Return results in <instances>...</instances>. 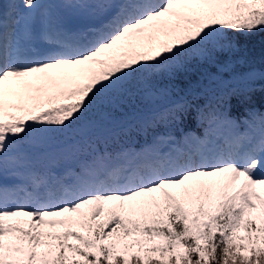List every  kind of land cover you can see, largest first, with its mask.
Here are the masks:
<instances>
[{"label": "snow or ice", "instance_id": "1", "mask_svg": "<svg viewBox=\"0 0 264 264\" xmlns=\"http://www.w3.org/2000/svg\"><path fill=\"white\" fill-rule=\"evenodd\" d=\"M261 33L264 0L0 3V264H264V113L197 107L179 139L115 114Z\"/></svg>", "mask_w": 264, "mask_h": 264}, {"label": "trees", "instance_id": "2", "mask_svg": "<svg viewBox=\"0 0 264 264\" xmlns=\"http://www.w3.org/2000/svg\"><path fill=\"white\" fill-rule=\"evenodd\" d=\"M235 42L239 51L219 53L218 63L205 64L203 61H196L187 68L178 70L173 76H159L153 81L150 92L163 93L167 100L165 107L155 110L154 115L158 118L155 128L161 133L178 132L179 129L171 127L167 119H159L167 117L168 112L178 105H188L191 111L189 116L182 118L183 122L179 126L184 131L197 128V120L194 118L197 107H215L224 100L228 102L231 115L240 120L249 110L259 109L264 112V78L258 75L251 83L237 79L253 69L257 73H264V33L252 38L239 36ZM224 61L231 64L230 71L220 67L219 62ZM148 101L147 94L134 93L121 103L115 114L125 117L128 111H148ZM145 132H148V136L137 132L129 137L121 134V142L142 146L152 139L151 132Z\"/></svg>", "mask_w": 264, "mask_h": 264}, {"label": "rangeland", "instance_id": "3", "mask_svg": "<svg viewBox=\"0 0 264 264\" xmlns=\"http://www.w3.org/2000/svg\"><path fill=\"white\" fill-rule=\"evenodd\" d=\"M0 2H3L4 3V0H0ZM18 2L22 3V0H18ZM246 76V75H245ZM245 76H242V77H238L237 79H239V81H244L245 82ZM147 94V98H149V101H148V104H149V107H148V111H141L139 110L138 112H135L133 111V113H131V111H128L127 114L125 115V117L127 118V120L129 121H135L137 118L139 117H144V116H150V115H154L155 113V110H158L160 108H163L167 105V100H165V97H164V94L163 93H160V92H148L146 93ZM150 102V103H149ZM253 111H256V112H259V113H262L258 110H253ZM197 125H198V131H190L198 136H202L203 135V127H201V125L198 123L197 121ZM206 127V125H205ZM179 132L182 131V128H179L178 130ZM134 132H137V133H141L142 136H148V132H141L139 130H137L133 124L132 127H128L126 129L125 132H122L121 134H124V137H129L131 134H134ZM178 132V133H179ZM120 134V135H121ZM173 135V134H172ZM176 136V135H174ZM177 139L180 138V135H179V138L178 136H176ZM128 140V139H126ZM151 142V141H150Z\"/></svg>", "mask_w": 264, "mask_h": 264}, {"label": "bare ground", "instance_id": "4", "mask_svg": "<svg viewBox=\"0 0 264 264\" xmlns=\"http://www.w3.org/2000/svg\"><path fill=\"white\" fill-rule=\"evenodd\" d=\"M0 3H3V2H0Z\"/></svg>", "mask_w": 264, "mask_h": 264}]
</instances>
